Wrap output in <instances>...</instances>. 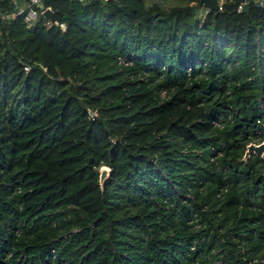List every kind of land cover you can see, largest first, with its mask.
Returning <instances> with one entry per match:
<instances>
[{"label": "trees", "instance_id": "obj_1", "mask_svg": "<svg viewBox=\"0 0 264 264\" xmlns=\"http://www.w3.org/2000/svg\"><path fill=\"white\" fill-rule=\"evenodd\" d=\"M198 1L0 0V264L264 257V7Z\"/></svg>", "mask_w": 264, "mask_h": 264}, {"label": "built area", "instance_id": "obj_2", "mask_svg": "<svg viewBox=\"0 0 264 264\" xmlns=\"http://www.w3.org/2000/svg\"><path fill=\"white\" fill-rule=\"evenodd\" d=\"M15 2V10L8 16H4L5 18H15L17 16L23 15L24 18L27 21L30 22H36L39 19V16L45 12V10L49 9V7H44L42 4L43 0H13ZM255 3H257L259 6L264 7V0H254ZM242 6H239V9H241ZM52 11V10H51ZM54 24H57V22H53ZM60 28L62 30H65V25L63 23L59 24ZM117 63L121 66H126L131 63V60L127 57L118 56L117 57ZM165 95V91L161 92V97ZM95 115V114H91ZM259 128L255 132L257 136V141L255 143H260L264 141V116L260 118L258 121ZM210 160H213V158H210ZM225 188H221L220 192L217 193L218 196L225 191ZM74 230L73 232H75ZM194 247L191 246V249ZM52 252V259L55 262L57 260L54 250H51ZM253 264H264V257H255L251 260ZM58 264H68L67 261H59ZM213 264H227L223 261L222 255H220L217 260Z\"/></svg>", "mask_w": 264, "mask_h": 264}, {"label": "water", "instance_id": "obj_3", "mask_svg": "<svg viewBox=\"0 0 264 264\" xmlns=\"http://www.w3.org/2000/svg\"><path fill=\"white\" fill-rule=\"evenodd\" d=\"M249 2L250 0H245L241 10L243 12L247 11V8L249 6ZM196 7H203L209 11H218L220 9L221 6V0H199L198 2L195 3ZM44 17L49 19L51 22L55 21V14L47 9L45 10V12L43 13ZM254 154V155H259L262 159H264V141L260 142V143H255V142H251L249 144L246 145L245 151H244V155L242 160L245 161L250 154ZM109 175V170L105 167H101L99 169V182L100 184L103 183V181L107 178V176Z\"/></svg>", "mask_w": 264, "mask_h": 264}, {"label": "rangeland", "instance_id": "obj_4", "mask_svg": "<svg viewBox=\"0 0 264 264\" xmlns=\"http://www.w3.org/2000/svg\"><path fill=\"white\" fill-rule=\"evenodd\" d=\"M187 0H145L147 4H152V3H157L159 4L162 8L169 9L170 7L174 5H179L185 3ZM222 1V0H221ZM194 2H190V5L193 4ZM205 8L201 7L198 8L197 15L198 17H203L205 15ZM105 168H108L106 166H103ZM109 170V169H108Z\"/></svg>", "mask_w": 264, "mask_h": 264}, {"label": "bare ground", "instance_id": "obj_5", "mask_svg": "<svg viewBox=\"0 0 264 264\" xmlns=\"http://www.w3.org/2000/svg\"><path fill=\"white\" fill-rule=\"evenodd\" d=\"M107 169H109V168H107Z\"/></svg>", "mask_w": 264, "mask_h": 264}]
</instances>
